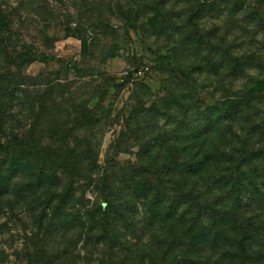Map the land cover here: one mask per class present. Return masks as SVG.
<instances>
[{"label":"rangeland","instance_id":"obj_1","mask_svg":"<svg viewBox=\"0 0 264 264\" xmlns=\"http://www.w3.org/2000/svg\"><path fill=\"white\" fill-rule=\"evenodd\" d=\"M260 16L264 0H0V264H162L168 245L145 222L142 185L164 191L185 175L174 164L227 148L224 120L194 133L226 106L229 46L264 63ZM246 75L263 81L264 66ZM85 150L88 173L75 164ZM227 162H203L195 177L204 203L228 213L235 197L216 180ZM252 180L235 191L246 204L218 248L183 239L167 264H264Z\"/></svg>","mask_w":264,"mask_h":264},{"label":"trees","instance_id":"obj_2","mask_svg":"<svg viewBox=\"0 0 264 264\" xmlns=\"http://www.w3.org/2000/svg\"><path fill=\"white\" fill-rule=\"evenodd\" d=\"M251 23L255 27L262 26L264 18L260 16ZM229 49V65H226V68L230 94L225 100L226 106L221 109L217 116L210 117L209 120L205 119L199 124L194 133V137L198 138L202 133L210 132L212 128L214 129L219 122L224 120L227 123V148L218 146L219 148L210 151L199 149L194 154V161L179 163L178 166L174 164V169H179L177 170L178 173L180 169H185V175L184 177L179 176L177 179L172 176L164 179L162 182L165 187L164 191L160 187L154 188L150 184L142 185L144 191L146 190L144 198L147 201L145 222L148 226L159 227L163 232L162 241L157 242L156 246L168 245L161 253L162 264L168 263L167 258H169L170 251L173 250V247L181 246L183 239L187 240L188 245L190 248H194L193 251L195 252L204 251L206 244H210L212 248H218L217 246L224 240L222 229L228 223L229 215L234 214L235 216V213L246 204H241L240 195H235V191L242 188V182L245 179L251 180V176L261 179L259 186L252 180L253 190L255 188L253 195H256L259 204L264 208V80L254 79L251 81L249 75H246L248 68H262L264 63L262 61L248 62V58L253 57V54L244 56L245 54L233 53L234 44L230 45ZM238 80H241V83L235 88ZM252 102L257 103L251 106ZM212 109H216V105L212 106ZM236 126L241 130L240 134H236L234 131ZM70 153L71 156L74 155L72 151ZM77 156L78 159L75 164L81 159L83 162H88L84 168L87 173L96 167L93 155L89 151L85 150V152L78 153ZM70 158L67 159L68 165L65 167L69 172L71 171L69 164L72 163ZM218 160H227V163L229 161L234 162L231 166H225V171L216 179L224 189L232 192L235 197L233 202L236 207L233 206L234 210L228 211V213L216 210L214 205L217 206L218 203H204L202 200L203 193L198 191L199 179L195 177L197 173L202 177L200 168L203 162H217ZM32 183L36 187L42 184L40 178H36ZM66 189L71 193L73 186L70 184ZM206 221H211V224L206 225ZM251 221L249 218L243 221L246 227L242 232V239L251 240L254 237L252 233H259L257 229L252 232L248 230ZM261 227L264 233V226L261 225ZM170 240L172 243L169 242ZM238 246L240 247V244Z\"/></svg>","mask_w":264,"mask_h":264}]
</instances>
